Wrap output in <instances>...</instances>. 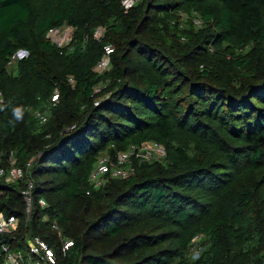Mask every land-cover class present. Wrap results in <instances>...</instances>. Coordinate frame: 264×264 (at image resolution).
I'll use <instances>...</instances> for the list:
<instances>
[{"label": "trees", "instance_id": "trees-1", "mask_svg": "<svg viewBox=\"0 0 264 264\" xmlns=\"http://www.w3.org/2000/svg\"><path fill=\"white\" fill-rule=\"evenodd\" d=\"M63 22L59 47L45 32ZM0 107V165L24 171L0 174L9 250L26 257L37 234L54 264H264V0H0ZM147 140L160 158L88 181L100 155Z\"/></svg>", "mask_w": 264, "mask_h": 264}, {"label": "built area", "instance_id": "built-area-1", "mask_svg": "<svg viewBox=\"0 0 264 264\" xmlns=\"http://www.w3.org/2000/svg\"><path fill=\"white\" fill-rule=\"evenodd\" d=\"M134 0H120V3L124 7L130 6ZM74 26L69 23H61L59 25L49 27L45 36L53 42L56 46H64L69 43L72 37ZM102 27L97 26L93 30V36L98 37L101 35ZM70 48V46H69ZM103 53L100 58L95 63V68L102 70L108 67V53L111 51V45L105 44L103 46ZM27 55V50L24 48H17L12 54L11 59L19 58ZM71 81L72 78L68 77ZM97 89V87L95 88ZM57 99V89L53 88L50 94V100L55 101ZM95 100L94 102H96ZM34 116L43 122L46 119V114L41 110H34ZM164 153V148L161 143L154 140L141 141L139 143H130L128 147L124 150L116 152L113 158H110L107 154L100 155L95 165L90 169L88 173V181L92 185H98L102 183L108 176H118L124 177L132 170L130 164L131 157L138 158L142 160H150L152 158H158ZM29 162H26V165ZM5 174L10 180L20 178L23 176L24 171L21 166L12 164V160L9 166L5 169L0 165V174ZM31 187L32 180L28 177L25 178L24 188L21 193L24 201V209L26 215H28L31 206ZM40 205H45V200L42 197L37 199ZM15 217L13 214H3L0 212V232H5L11 230L14 227ZM51 226L56 228L54 222ZM60 239V252L64 254L67 249L72 245V241L68 238ZM27 253L26 257H23L21 252L11 251L9 248L1 243L0 244V256L3 258V264H22L23 261L26 264H54L55 256L52 249L47 245V243L40 238L39 235H30L26 242Z\"/></svg>", "mask_w": 264, "mask_h": 264}, {"label": "rangeland", "instance_id": "rangeland-1", "mask_svg": "<svg viewBox=\"0 0 264 264\" xmlns=\"http://www.w3.org/2000/svg\"><path fill=\"white\" fill-rule=\"evenodd\" d=\"M8 63H9V65L7 66V68L10 69V67H11L10 65L12 64V62H8ZM158 158H160V157H158ZM199 241H200V236H195V238L192 239V246L188 252L189 258H191V259L196 258L198 256L199 252L201 251L202 245L199 244Z\"/></svg>", "mask_w": 264, "mask_h": 264}, {"label": "clouds", "instance_id": "clouds-1", "mask_svg": "<svg viewBox=\"0 0 264 264\" xmlns=\"http://www.w3.org/2000/svg\"><path fill=\"white\" fill-rule=\"evenodd\" d=\"M0 110H2V107H0ZM12 113H13V116L15 118V121L16 122H20V120L22 119V109H21V107H19V106L14 107L12 109ZM10 123H12V122L10 121Z\"/></svg>", "mask_w": 264, "mask_h": 264}]
</instances>
